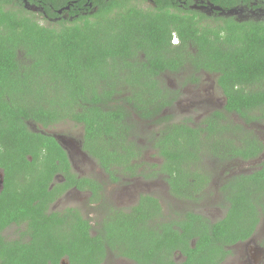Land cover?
Returning a JSON list of instances; mask_svg holds the SVG:
<instances>
[{
    "label": "trees",
    "instance_id": "16d2710c",
    "mask_svg": "<svg viewBox=\"0 0 264 264\" xmlns=\"http://www.w3.org/2000/svg\"><path fill=\"white\" fill-rule=\"evenodd\" d=\"M148 1L153 6L0 0V264H101L108 252L134 264H220L230 246L255 233L264 215V160L222 181L225 213L216 220L190 209L166 217L148 193L127 209H108L95 231L75 207L51 210L73 187L98 202L101 184L77 175L61 143L29 122L80 125L82 149L112 182L159 173L172 197L195 203L212 181L208 162L224 166L264 151L247 127L264 122V18L208 15L190 7L194 0ZM203 1L264 8V0ZM182 70L191 81L215 74L223 107L200 120L163 114L180 93L161 76ZM134 117L159 123L152 147L161 161L147 174ZM10 226L20 229L16 238L4 236Z\"/></svg>",
    "mask_w": 264,
    "mask_h": 264
},
{
    "label": "rangeland",
    "instance_id": "374dc122",
    "mask_svg": "<svg viewBox=\"0 0 264 264\" xmlns=\"http://www.w3.org/2000/svg\"><path fill=\"white\" fill-rule=\"evenodd\" d=\"M134 2L142 7L150 6L149 3L142 0H134ZM30 8L36 13L40 21L48 23L43 20L38 8L34 5H30ZM228 14L233 15L237 19L264 18V9L242 5L231 8ZM197 76L199 78L197 81H191L190 78H187L189 77L188 70L176 73L167 72L161 76L163 84L170 88L178 89L180 93L173 107L165 110L163 114L170 115L172 120H181L187 117L200 120L201 117L210 111L220 109L224 103V97L217 86L216 75L201 72ZM134 118L137 120L138 126L136 140L143 151L140 163L142 164L143 173L147 174L152 171L151 165L158 163L160 160L152 147V137L159 130V123L153 120L143 121L136 117ZM28 125L32 130L49 133L57 138L67 151L72 168L77 174L94 177L103 183L104 192L101 202H91L88 192L70 189L51 205V210L55 211H60L65 207L78 208L91 220L94 231L98 227V223L108 212V209L112 207L127 209L136 202L138 195L141 193L156 196L163 206L166 217L172 216L176 212L181 213L183 210L190 209L203 213L211 220L219 219L225 213V204L219 192V186L222 181L227 175L251 171L264 160L263 151L257 158L249 161L234 160L224 166L218 165L214 161L208 162L212 181L204 191L203 200L195 203L173 198L169 194L164 179L159 173L152 174L155 176H144L143 174L123 176L118 182L110 183L105 173L96 164V161L82 150V127L80 125L70 121H64L46 128L34 122H29ZM255 129L259 138L264 143V123L255 126ZM19 230L15 226H10L3 234L7 239L16 238ZM257 236L264 237V215L256 229L254 237ZM229 248L231 251L230 257H227L220 264H241V260L245 258L243 246ZM253 252L258 253V251ZM101 264L134 263L126 258L117 257L113 253L108 252L107 257Z\"/></svg>",
    "mask_w": 264,
    "mask_h": 264
},
{
    "label": "flooded vegetation",
    "instance_id": "af4514ba",
    "mask_svg": "<svg viewBox=\"0 0 264 264\" xmlns=\"http://www.w3.org/2000/svg\"><path fill=\"white\" fill-rule=\"evenodd\" d=\"M132 1V3L133 4H135L136 6H138V7H141V8H149L150 6H153V3H151L150 1H148V0H142L143 2H146V3H149L150 4V6L149 7H142V6H140V5H137L135 2H134V0H131ZM245 6V5H244ZM190 7H192V8H195V9H201V10H203V11H205L208 15H210V14H213V15H216L217 16V14H219V15H224V16H228V15H231V14H228V11L230 10H223L222 8H220V7H218V6H215V5H213L212 3H210L209 1H203V0H194V2H193V4H191L190 5ZM254 8H262V7H254ZM264 9V8H263ZM61 13V12H60ZM217 13V14H216ZM233 16V15H232ZM63 17L66 19V15L64 14L63 15ZM69 18V17H68ZM250 19H261V18H250ZM239 20H243V19H239ZM174 35H176V34H174ZM178 38V37H177ZM171 39H172V37H171ZM178 42H179V40H178ZM177 42V43H178ZM172 43V42H171ZM173 44V43H172ZM224 104V103H223ZM223 107V105L220 107V109ZM262 112L259 110V111H257V114H261ZM231 117L235 120V121H237V122H240V123H242L243 124V122L239 119V117H237V115L236 114H232L231 115ZM261 123H264V122H254V123H252V124H250V125H247V127L248 128H250V129H252L256 134H257V132H256V129H255V126H257V125H260ZM82 134H83V131H82ZM257 136H258V134H257ZM258 138H259V136H258ZM57 139V138H56ZM260 139V138H259ZM58 140V139H57ZM261 140V139H260ZM59 141V140H58ZM262 141V140H261ZM262 143H263V141H262ZM264 144V143H263ZM62 145V144H61ZM64 148V147H63ZM81 148H82V141H81ZM65 149V148H64ZM83 150V149H82ZM84 151V150H83ZM67 152V151H66ZM85 152V151H84ZM86 154H87V152H85ZM263 153V152H262ZM261 153V154H262ZM260 154V155H261ZM68 155V154H67ZM69 158V157H68ZM255 159V158H254ZM235 160H242V159H235ZM250 160H253V159H250ZM69 161H70V159H69ZM161 161V159L159 160V162ZM234 161V160H233ZM243 161H249V160H243ZM232 162V161H231ZM71 163V162H70ZM230 163V162H229ZM97 164V163H96ZM228 163H226V165H227ZM72 166V165H71ZM99 167V166H98ZM100 168V167H99ZM73 169V168H72ZM101 169V168H100ZM102 170V169H101ZM74 171V170H73ZM103 171V170H102ZM0 172H1V177H0V179H2V170L0 169ZM75 172V171H74ZM104 172V171H103ZM248 172H250V171H248ZM105 173V172H104ZM77 175H79V174H77ZM105 175L107 176V179H108V181L110 182V183H116V182H112V180H110L109 179V177H108V175L105 173ZM159 175H161V176H163L162 174H159ZM79 176H82V175H79ZM84 177V176H83ZM85 177H89V178H92V179H95L98 183H100L101 184V189H100V195L101 196H103V192H104V185H103V183L100 181V180H98V179H96V178H94V177H91V176H86L85 175ZM164 179V178H163ZM118 182V181H117ZM164 182H165V180H164ZM210 183H211V181L209 182V184L208 185H206L205 187H204V191L206 190V188L210 185ZM165 184H166V187H167V189H168V186H167V183L165 182ZM70 189H76V190H79V189H77V188H70ZM70 189H68V190H70ZM67 190V191H68ZM66 191V192H67ZM79 191H85V192H88L89 193V198H90V191H88V190H79ZM203 191V195L205 194V192ZM65 192V193H66ZM168 192H169V190H168ZM170 194V193H169ZM171 195V194H170ZM139 196V195H138ZM61 197V196H60ZM174 198V197H173ZM137 199H138V197H137ZM101 200H102V197H101V199L100 200H98V202H101ZM178 200V199H177ZM91 201V200H90ZM137 201V200H136ZM93 203H97V202H93ZM136 203V202H135ZM134 203V204H135ZM132 206V205H131ZM78 209V208H77ZM79 210V209H78ZM80 211V210H79ZM194 211H196V210H194ZM81 212V211H80ZM196 212H198V211H196ZM82 213V212H81ZM199 213H201V212H199ZM83 214V213H82ZM201 214H203V213H201ZM84 215V214H83ZM204 215V214H203ZM85 216V218H87V219H89L86 215H84ZM206 216V215H205ZM104 218V217H103ZM102 218V219H103ZM209 218V217H208ZM101 219V220H102ZM210 219V218H209ZM211 220V219H210ZM89 222L91 223V220L89 219ZM101 223V221L98 223V226H99V224ZM91 225H92V223H91ZM92 227H93V225H92ZM93 231H94V229H93ZM256 232V231H255ZM260 234V233H259ZM258 234V235H259ZM254 235H255V233L250 237V238H248L247 240H245V241H242V242H238V243H236V244H234V245H232V246H230L231 248L233 247V246H240V247H242L243 246V253H244V259L243 260H241V264H264V237H260V236H257V237H254ZM253 251H258V253H255V252H253ZM181 257V256H180ZM228 257H230V255H228ZM226 260V259H225ZM64 263H66V264H68L67 263V261H62L61 262V264H64Z\"/></svg>",
    "mask_w": 264,
    "mask_h": 264
},
{
    "label": "built area",
    "instance_id": "2783aa9c",
    "mask_svg": "<svg viewBox=\"0 0 264 264\" xmlns=\"http://www.w3.org/2000/svg\"><path fill=\"white\" fill-rule=\"evenodd\" d=\"M171 42H172L173 44H176V43L178 42V38H177L176 35H174V34L172 35Z\"/></svg>",
    "mask_w": 264,
    "mask_h": 264
},
{
    "label": "water",
    "instance_id": "95a60500",
    "mask_svg": "<svg viewBox=\"0 0 264 264\" xmlns=\"http://www.w3.org/2000/svg\"><path fill=\"white\" fill-rule=\"evenodd\" d=\"M59 12H61V9L59 10ZM1 185H2V179H0V188H1Z\"/></svg>",
    "mask_w": 264,
    "mask_h": 264
}]
</instances>
